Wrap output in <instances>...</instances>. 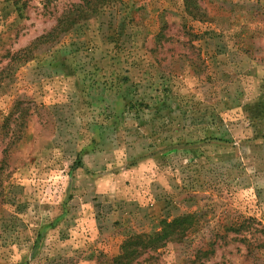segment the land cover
I'll return each mask as SVG.
<instances>
[{"label":"rangeland","instance_id":"obj_1","mask_svg":"<svg viewBox=\"0 0 264 264\" xmlns=\"http://www.w3.org/2000/svg\"><path fill=\"white\" fill-rule=\"evenodd\" d=\"M81 1L0 0V264H264V0Z\"/></svg>","mask_w":264,"mask_h":264},{"label":"trees","instance_id":"obj_2","mask_svg":"<svg viewBox=\"0 0 264 264\" xmlns=\"http://www.w3.org/2000/svg\"><path fill=\"white\" fill-rule=\"evenodd\" d=\"M184 5L185 13L192 19L199 17L200 8L195 4V0H182ZM119 3L117 0H82L79 4L72 5L64 14L61 16V20L57 22L55 27L48 33L37 40L35 44H43L51 41L52 39L58 37L61 33L67 31L71 26H73L78 20L97 14L99 11L115 6L114 4ZM29 51H22L21 53L14 54L12 56L11 62L14 60L23 61L27 59L30 55ZM1 79V77H0ZM15 115H17L15 117ZM25 111L20 108V102H17L11 110L9 116L3 124L4 129H8L11 121L20 122L23 125L25 121ZM16 129V127H15ZM192 215L181 216L174 218L170 222L165 220L161 221L162 230L160 232H155L152 235H134L128 236L121 247V254L115 257L114 261L116 264H133L136 258L141 257L152 251H158V249L163 248L166 245L168 237L173 235L172 232H168V228H191L193 223ZM188 225V227H187ZM178 233H176L177 235Z\"/></svg>","mask_w":264,"mask_h":264}]
</instances>
